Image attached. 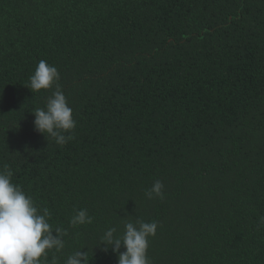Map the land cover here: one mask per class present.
<instances>
[{"label": "trees", "instance_id": "obj_1", "mask_svg": "<svg viewBox=\"0 0 264 264\" xmlns=\"http://www.w3.org/2000/svg\"><path fill=\"white\" fill-rule=\"evenodd\" d=\"M40 60L73 110L63 146L34 131ZM5 164L66 231L42 264H117L101 237L136 220L158 224L151 264H264V0H0Z\"/></svg>", "mask_w": 264, "mask_h": 264}, {"label": "clouds", "instance_id": "obj_2", "mask_svg": "<svg viewBox=\"0 0 264 264\" xmlns=\"http://www.w3.org/2000/svg\"><path fill=\"white\" fill-rule=\"evenodd\" d=\"M59 80L58 69L40 60L29 77L27 88L36 93L54 89L45 107L33 110V127L37 133L44 137L47 134L57 145L63 146L74 138L71 133L76 122ZM12 176V170L5 164L0 169V264H42V258L46 261L49 251L60 252L64 248L66 231L59 227L53 229L49 223V209H39L20 186L12 183ZM145 196L149 200L163 199L162 181H154L151 188L145 190ZM69 223L71 226L90 224L92 217L86 209H80L75 211ZM260 224L264 225V217H260ZM157 227L155 221H129L124 224L122 234L117 235L115 227L108 228L100 245L104 246V251L111 249L117 264H151L147 250L149 238L155 236ZM52 264H56L55 256ZM65 264H89L87 253L76 251L67 257Z\"/></svg>", "mask_w": 264, "mask_h": 264}]
</instances>
